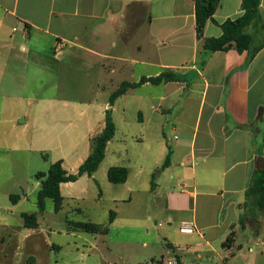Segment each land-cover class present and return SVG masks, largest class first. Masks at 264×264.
<instances>
[{"label":"crops","instance_id":"1","mask_svg":"<svg viewBox=\"0 0 264 264\" xmlns=\"http://www.w3.org/2000/svg\"><path fill=\"white\" fill-rule=\"evenodd\" d=\"M242 2L220 0L204 38L220 37L223 23L244 14ZM247 32L254 47L264 44V0ZM28 58L54 74L63 71L66 90L99 94L38 102L27 96L31 104L61 106L68 120L81 119L68 123L71 147L56 159L70 174L89 157L112 110L116 133L99 170L60 186L68 212L77 213L75 207L84 212L83 194L97 184L101 169L127 168L128 189L131 178L138 181L143 172L156 170L148 207L152 200L169 227L154 240L161 243V259L152 264L173 257L179 264H264V210L247 196L258 162L264 163V46L251 60L249 51H206L196 30L195 0H0V102L20 101L19 92L29 89L38 72ZM168 71L177 80L129 87L110 107L122 84ZM128 139L133 151L125 147ZM168 156L169 165L161 169ZM124 157L127 167L119 163ZM111 212L114 223L117 214ZM186 222L197 232L182 234ZM145 238L142 247L148 248Z\"/></svg>","mask_w":264,"mask_h":264},{"label":"rangeland","instance_id":"2","mask_svg":"<svg viewBox=\"0 0 264 264\" xmlns=\"http://www.w3.org/2000/svg\"><path fill=\"white\" fill-rule=\"evenodd\" d=\"M28 61L31 62L29 66L38 72L33 75L29 89L19 92L20 101L0 102V264H27L31 258L35 260L34 264H152V259L159 261L157 247L161 243L154 240L156 236L161 237L169 225L151 199L148 207L149 191L153 186L152 172L156 170L143 172L138 181L131 178L128 189L123 184L111 183L107 172L101 169L95 180L103 192L101 201L97 199L98 185L90 184L83 194L84 212L78 207H75L77 213L68 212L69 204L64 203L59 211H55L53 202L48 200L46 211L39 213L37 194L41 179H37L38 175L47 174L58 154L71 147L65 128L70 121L78 124L81 119L73 117L68 120L61 106L31 104L27 96L32 95L37 102L100 97L95 89L68 91L63 83V71L54 74L50 68H42L39 60L28 58ZM26 72L22 68L23 79ZM105 97L102 96L100 101H105ZM19 120H27V123L20 124ZM118 125L121 124L118 122ZM125 147L133 151L136 146L128 139ZM119 163L128 165L125 157ZM25 191L27 199L24 198ZM11 195L23 199L14 204ZM130 195L132 202L128 200ZM117 196L126 201L115 204L113 199ZM111 211L117 214V220L112 224L109 222ZM23 213L38 214L39 228H25ZM77 221L107 224L109 233L93 235L77 231L71 225ZM145 236L150 243L148 248L142 247ZM56 245L61 250L55 249Z\"/></svg>","mask_w":264,"mask_h":264},{"label":"trees","instance_id":"3","mask_svg":"<svg viewBox=\"0 0 264 264\" xmlns=\"http://www.w3.org/2000/svg\"><path fill=\"white\" fill-rule=\"evenodd\" d=\"M262 0H243L242 8L244 14L237 19H229L221 25L222 35L218 38H204V28L209 20H213V16L220 4V0H195L196 13V30L199 39H203V48L206 51H229L235 49L240 53L249 51L250 58L253 59L256 53L264 46V44L254 47L253 37L247 32V28L259 18L260 5ZM177 80L176 74L173 72H164L158 77L142 78L138 84L124 83L110 97V107L115 101L123 95L129 87H137L142 83L161 84ZM116 126L112 118V110L109 108L106 112L105 128L103 132L92 140V151L89 157L81 164L76 174H70L63 167V161H57L51 165L47 174H39L37 179H41V188L37 194V206L40 214L44 213L47 208V201L51 200L54 204L55 211H59L64 203L60 186L62 183L76 182L82 176H93L96 173L106 156V148L108 143L114 138ZM170 162L169 156L162 165L161 169H165ZM157 173V172H156ZM108 180L116 185L124 184L129 175V171L124 167H111L108 170ZM155 173L153 174V177ZM247 196L252 197L255 206L264 210V163L258 162V168L255 179ZM10 199L14 204L20 200L19 195H11ZM24 226L27 229L39 228L38 214H22ZM114 220L113 212L109 222ZM73 228L77 231H83L93 235H106L109 233V225L97 224L91 222H73ZM233 242V234H231L224 246H230ZM31 258L27 264H34Z\"/></svg>","mask_w":264,"mask_h":264},{"label":"built area","instance_id":"4","mask_svg":"<svg viewBox=\"0 0 264 264\" xmlns=\"http://www.w3.org/2000/svg\"><path fill=\"white\" fill-rule=\"evenodd\" d=\"M61 48H62V43L61 42H57L56 46H55V53L58 54L61 52ZM180 232L182 234H189L192 235L194 233L197 232V229L195 227V225L191 222V223H183L180 227ZM165 264H179L177 259L175 257L169 259L166 261Z\"/></svg>","mask_w":264,"mask_h":264}]
</instances>
